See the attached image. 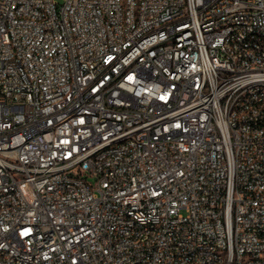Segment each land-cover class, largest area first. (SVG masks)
<instances>
[{"label":"built area","instance_id":"2783aa9c","mask_svg":"<svg viewBox=\"0 0 264 264\" xmlns=\"http://www.w3.org/2000/svg\"><path fill=\"white\" fill-rule=\"evenodd\" d=\"M0 264H264V0H0Z\"/></svg>","mask_w":264,"mask_h":264},{"label":"rangeland","instance_id":"374dc122","mask_svg":"<svg viewBox=\"0 0 264 264\" xmlns=\"http://www.w3.org/2000/svg\"><path fill=\"white\" fill-rule=\"evenodd\" d=\"M88 180L93 181L94 178H93L92 176H89V177H88Z\"/></svg>","mask_w":264,"mask_h":264}]
</instances>
